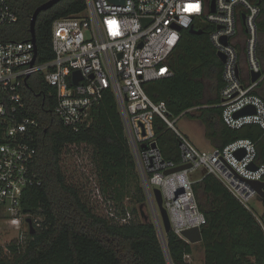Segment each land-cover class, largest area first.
<instances>
[{
  "label": "built area",
  "instance_id": "built-area-1",
  "mask_svg": "<svg viewBox=\"0 0 264 264\" xmlns=\"http://www.w3.org/2000/svg\"><path fill=\"white\" fill-rule=\"evenodd\" d=\"M86 2L84 11L53 21L51 44L55 55L50 60H38L35 44L30 39L0 41V208L10 212L11 222L21 223L20 202L24 191L41 184L34 168L37 148L33 142V128L39 122L27 115L21 91L25 79L33 73L44 75L55 90V112L65 125L75 130L91 123L92 108L106 90L114 92L150 205V220L159 234L164 224L154 192L156 187L162 191L171 230L177 235L190 242L182 232L206 223L190 177L191 172L200 168L215 174L259 219L252 200L262 201L251 183L264 181V161L257 159V141L238 138L223 148L200 149L176 126L177 120L167 103L150 97L145 84L173 75L170 59L184 29L212 25L210 41L216 53L225 55L224 84L220 90L223 121L234 129L256 124L264 132V98L256 93L264 82V66L258 52L262 6L251 0H215L212 11V0ZM18 19L10 1L0 0V26L13 24ZM241 26L247 31V72L241 67V52L235 42ZM224 37L227 43L222 41ZM77 70L81 79L75 83ZM254 73L260 75L253 80ZM247 106H253L254 112L236 115ZM156 116L179 136V162L165 160L158 145L153 146L157 143ZM239 150L245 152L242 157L236 154ZM186 163L192 166L165 173ZM253 163L256 168L250 167ZM132 217L127 210L116 219L125 223Z\"/></svg>",
  "mask_w": 264,
  "mask_h": 264
},
{
  "label": "trees",
  "instance_id": "trees-1",
  "mask_svg": "<svg viewBox=\"0 0 264 264\" xmlns=\"http://www.w3.org/2000/svg\"><path fill=\"white\" fill-rule=\"evenodd\" d=\"M9 1L19 19L0 26V41L30 39L32 15L48 0ZM251 1L262 6L258 43L262 59L264 3ZM86 8V0H61L40 12L36 22L39 61L54 58L53 21ZM213 28L203 24L198 28L203 31L199 34L184 29L170 59L173 75L150 81L145 89L155 101L167 103L172 117L196 107L188 113L203 121L205 135L216 147L223 148L238 138L257 141V159L264 161V132L260 126L248 124L238 129L230 128L223 121L221 107L201 106L205 79L216 81L218 90L224 84V64L209 36ZM21 91L27 115L39 122L33 128V142L37 148L34 168L41 184L27 188L20 202L22 214L33 215L36 231L30 233L25 244L0 246V264H190L186 255L192 254L195 243L172 230L164 232V240H161L154 223L139 215V207L147 205V197L114 92L106 90L92 108L91 123L75 130L65 125L55 112V90L42 73H33ZM260 95L264 98V92ZM216 102L219 100L209 103ZM154 127L164 159L179 162L177 133L159 116L155 117ZM82 143L93 146V159L104 192L123 201L134 188L131 200L135 207L127 208L133 214L128 222L120 223L116 218L96 214L69 180L61 164L64 148ZM193 188L199 209L207 219L201 226L202 241L199 242L203 246L204 264H264V198L259 221L215 174L205 172L200 180L194 181ZM127 210L122 204L123 212L119 215ZM36 212L42 219L35 218Z\"/></svg>",
  "mask_w": 264,
  "mask_h": 264
},
{
  "label": "rangeland",
  "instance_id": "rangeland-1",
  "mask_svg": "<svg viewBox=\"0 0 264 264\" xmlns=\"http://www.w3.org/2000/svg\"><path fill=\"white\" fill-rule=\"evenodd\" d=\"M213 93V83L209 81L207 84V94L211 96ZM173 118L177 120L176 116H173ZM189 120L193 119L188 116L178 117L176 126L188 132L192 140L199 147L209 149V146L204 147L202 145L204 139L199 128H194V125L192 127L188 122ZM61 164L69 180L79 189L83 200L96 214L112 219L120 216L119 214L123 212L122 204L126 207V210L127 208L132 210L135 207L131 200L134 188L130 193L131 195L126 196L123 201L115 200L103 191L99 172L93 159V146L85 143L67 145L61 157ZM252 206L255 207L258 215L262 214V202L259 203L258 201L252 200ZM144 209L149 214L150 220L152 214L148 202L147 205H144ZM34 216L36 219H42L39 212H36ZM20 217L21 223L18 225L13 224L11 222L13 217L10 212L4 208L0 209V246L6 247L17 242H23L25 244L29 241L31 234L26 218L30 217L33 219V215L22 214ZM187 259L190 264H204L203 246L201 243L194 244L193 252Z\"/></svg>",
  "mask_w": 264,
  "mask_h": 264
},
{
  "label": "water",
  "instance_id": "water-1",
  "mask_svg": "<svg viewBox=\"0 0 264 264\" xmlns=\"http://www.w3.org/2000/svg\"><path fill=\"white\" fill-rule=\"evenodd\" d=\"M59 1H61V0H48L44 3H42L41 5H39L36 8V10L34 11V13L32 15L31 25H30V31H31L30 40L35 44L36 55L38 52L37 36H36V22H37L38 15L40 14L41 11L51 8L53 5H55ZM111 1L114 3H123L124 2V0H111ZM214 10H215V0H212V11H214ZM190 31L194 32V33H198V34L203 32L201 29L194 28V27L190 28ZM222 41L224 43H227V38L226 37L222 38ZM217 54H218L219 59L222 62H224L225 61L224 53L218 52ZM259 75H260V73H254L253 74V80L256 79ZM28 77L29 76H27V78L25 79L26 84H27ZM80 79H81L80 72L77 70L74 72V82L78 83ZM251 112H254V107L253 106H247L243 110L239 111L236 115L240 116V115H243L246 113H251ZM156 145H157V143H153V146H156ZM143 146H145V145H143ZM236 154L238 155V157H242L245 154V152H244V150H239L236 152ZM191 166L192 165L190 163L181 164V165L175 166L173 168L167 169L165 171V173L169 174V173H172L175 171L190 168ZM250 167L256 168L257 165L253 163L250 165ZM251 183L258 190V192L260 194L259 200L262 201L264 198V181H253ZM154 192H155L156 200H157V203H158V206H159V209L161 212L163 224H164L163 231H162V234H160V237H161V240H164L163 239L164 232L171 231V221H170L168 210L165 207L164 202H163V194H162L161 189L156 187L154 189ZM139 210H140L141 216L145 220H149V214H147L143 205L139 207ZM26 221L28 222L30 233H32V234L35 233L36 229H35V226L33 223V219L28 217V218H26ZM182 233L192 244L199 243L202 241L201 227H199V226L187 228Z\"/></svg>",
  "mask_w": 264,
  "mask_h": 264
},
{
  "label": "crops",
  "instance_id": "crops-1",
  "mask_svg": "<svg viewBox=\"0 0 264 264\" xmlns=\"http://www.w3.org/2000/svg\"><path fill=\"white\" fill-rule=\"evenodd\" d=\"M246 35H247L246 29L241 26L240 29H239L238 35H237V37L235 39V42H237V44L239 46V49H240V52H241V67H242L244 72L248 71V62H247L246 54H245ZM260 60H261L262 65L264 66V56ZM209 81H211L213 83V90H214V93L211 96L207 94V84H208ZM204 82H205V95H204V98H203V104L201 106H203L205 108H210V107H213V106L221 107V105H220V102H221L220 90L217 89L218 83H216V81H214L212 79H205ZM256 92H258L259 94H263V92H264V82L261 83L258 86V88L256 89ZM211 100H219V102L209 103ZM195 110H196V107H192L190 109H187L186 111H184L183 113H181L179 116L176 117L177 121H178V117H181V116H188V117L192 118L193 120H189L188 122L192 125V127L194 125V128L195 127L199 128L201 134L203 135V139H204V141L202 142L203 143L202 145L204 147L209 146V149H204V148L199 147L192 140V137L190 136V134L188 132L181 130L179 127L178 128L180 129L181 132H183L200 149L210 150V149H212V148H214L216 146L210 141V139H208L206 137V135H205V125H204L203 121L201 119H199L198 117L191 116L190 113H188V112H193ZM205 172H206V170L204 168H200V169L194 170L193 172H191V175H192L191 177H192V179L194 181L200 180L204 176Z\"/></svg>",
  "mask_w": 264,
  "mask_h": 264
},
{
  "label": "flooded vegetation",
  "instance_id": "flooded-vegetation-1",
  "mask_svg": "<svg viewBox=\"0 0 264 264\" xmlns=\"http://www.w3.org/2000/svg\"><path fill=\"white\" fill-rule=\"evenodd\" d=\"M40 95V93L38 94V96ZM45 97V96H44Z\"/></svg>",
  "mask_w": 264,
  "mask_h": 264
}]
</instances>
